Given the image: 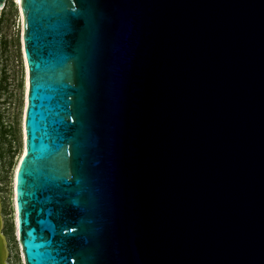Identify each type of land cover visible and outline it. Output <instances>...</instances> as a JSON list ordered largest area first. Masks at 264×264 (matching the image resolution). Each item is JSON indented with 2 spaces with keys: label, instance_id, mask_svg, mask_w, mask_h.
<instances>
[{
  "label": "water",
  "instance_id": "obj_1",
  "mask_svg": "<svg viewBox=\"0 0 264 264\" xmlns=\"http://www.w3.org/2000/svg\"><path fill=\"white\" fill-rule=\"evenodd\" d=\"M20 2L25 264H264V0Z\"/></svg>",
  "mask_w": 264,
  "mask_h": 264
},
{
  "label": "rangeland",
  "instance_id": "obj_2",
  "mask_svg": "<svg viewBox=\"0 0 264 264\" xmlns=\"http://www.w3.org/2000/svg\"><path fill=\"white\" fill-rule=\"evenodd\" d=\"M24 25L16 0L0 10V197L9 264H25L18 233L17 174L26 145Z\"/></svg>",
  "mask_w": 264,
  "mask_h": 264
},
{
  "label": "snow or ice",
  "instance_id": "obj_3",
  "mask_svg": "<svg viewBox=\"0 0 264 264\" xmlns=\"http://www.w3.org/2000/svg\"><path fill=\"white\" fill-rule=\"evenodd\" d=\"M57 2L58 4L68 5L67 7L64 8V15L66 21L65 27L67 28L68 31H73L81 21L84 22L85 28L89 31H93L97 27V21L95 20V18L90 15H87L83 10V8L77 10L71 7L72 3L79 2L83 6V5H90L96 2V0H57ZM62 147H63L62 145H57L55 155H60V149ZM63 178L66 180L71 179V177L67 175ZM77 183H80V181L78 180Z\"/></svg>",
  "mask_w": 264,
  "mask_h": 264
},
{
  "label": "bare ground",
  "instance_id": "obj_4",
  "mask_svg": "<svg viewBox=\"0 0 264 264\" xmlns=\"http://www.w3.org/2000/svg\"><path fill=\"white\" fill-rule=\"evenodd\" d=\"M16 3L18 4V6L20 7L21 10V2L20 0H16ZM4 7H0V10H2ZM21 15H22V10H21ZM23 19V17H22ZM23 34H24V30H23ZM24 48V47H23ZM24 56H25V51H24ZM25 62H26V84H25V90H26V104H25V114L26 115V111H27V107H28V94H29V88H30V84H29V67L27 64V60H26V56H25ZM24 155L26 154V145L25 148L23 150Z\"/></svg>",
  "mask_w": 264,
  "mask_h": 264
}]
</instances>
